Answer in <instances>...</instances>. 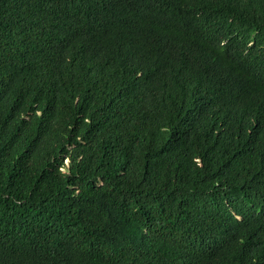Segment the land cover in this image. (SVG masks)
Returning <instances> with one entry per match:
<instances>
[{
	"label": "trees",
	"instance_id": "1",
	"mask_svg": "<svg viewBox=\"0 0 264 264\" xmlns=\"http://www.w3.org/2000/svg\"><path fill=\"white\" fill-rule=\"evenodd\" d=\"M0 264H264V0H0Z\"/></svg>",
	"mask_w": 264,
	"mask_h": 264
}]
</instances>
